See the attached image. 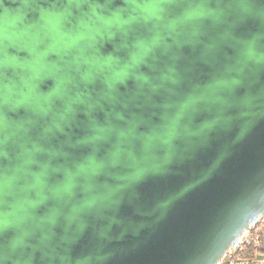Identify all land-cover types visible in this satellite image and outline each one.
<instances>
[{
	"label": "clouds",
	"instance_id": "9594fccd",
	"mask_svg": "<svg viewBox=\"0 0 264 264\" xmlns=\"http://www.w3.org/2000/svg\"><path fill=\"white\" fill-rule=\"evenodd\" d=\"M260 121L264 0H0V264L135 252Z\"/></svg>",
	"mask_w": 264,
	"mask_h": 264
},
{
	"label": "water",
	"instance_id": "95a60500",
	"mask_svg": "<svg viewBox=\"0 0 264 264\" xmlns=\"http://www.w3.org/2000/svg\"><path fill=\"white\" fill-rule=\"evenodd\" d=\"M216 148L181 174L147 186L148 195L173 194L168 213L150 236L141 233L139 239L147 237L141 247L111 264L222 263L243 233L264 216V121L206 172ZM121 212L131 210L122 207Z\"/></svg>",
	"mask_w": 264,
	"mask_h": 264
},
{
	"label": "built area",
	"instance_id": "2783aa9c",
	"mask_svg": "<svg viewBox=\"0 0 264 264\" xmlns=\"http://www.w3.org/2000/svg\"><path fill=\"white\" fill-rule=\"evenodd\" d=\"M221 264H264V216L243 233Z\"/></svg>",
	"mask_w": 264,
	"mask_h": 264
}]
</instances>
